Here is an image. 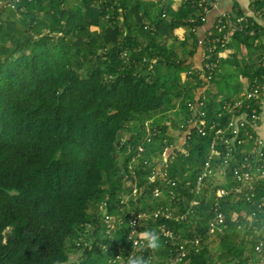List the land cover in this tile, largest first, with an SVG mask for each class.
I'll return each instance as SVG.
<instances>
[{
	"label": "trees",
	"instance_id": "obj_1",
	"mask_svg": "<svg viewBox=\"0 0 264 264\" xmlns=\"http://www.w3.org/2000/svg\"><path fill=\"white\" fill-rule=\"evenodd\" d=\"M4 1L15 7L0 6V264H121L117 255L147 261L153 253L165 264L170 249L199 235L203 246L188 243L185 264L252 260L253 230L238 227L252 220L264 184L254 198L221 199L228 229L210 236L216 190L230 183L214 176L199 195L191 188L209 159L210 126L226 128L227 105L255 78L264 82V24L256 20L264 0H253L244 29L213 49L209 82L191 62L205 23L198 0ZM194 90L205 135L188 128ZM177 129L186 133L179 147ZM159 207L189 215L146 221L159 247L136 250L131 214ZM257 215L263 224L264 211Z\"/></svg>",
	"mask_w": 264,
	"mask_h": 264
},
{
	"label": "built area",
	"instance_id": "obj_2",
	"mask_svg": "<svg viewBox=\"0 0 264 264\" xmlns=\"http://www.w3.org/2000/svg\"><path fill=\"white\" fill-rule=\"evenodd\" d=\"M110 0H92L93 5L106 4ZM121 0H116L115 3H120ZM6 3L7 6L15 7V4L10 3L9 1L0 0V6ZM199 6L203 8L204 16L202 20L206 22L208 12L217 6L216 0H198ZM259 16V15H258ZM105 19H110V15L107 14ZM256 20H262L264 18L256 17ZM247 14L244 16H232L229 13L221 12L218 16L214 29H211L206 32L205 36L200 39V44L205 47V51H209L208 54L204 53L205 57L208 59L204 63L201 69V76L205 79L206 82H209L213 78L214 69L218 66V61H209L211 59V52L216 47V45L221 42L231 40V35L236 32L243 30L245 27V22H247ZM264 24V23H263ZM251 34H254V30L251 31ZM224 51L220 52V56H224ZM264 61V55L261 58ZM249 87L242 92L241 98L227 105L226 110L229 113L233 114L232 120L229 122L226 128L216 126L215 124L210 126V129L213 130L212 141L210 146V155L209 159L206 161L201 174L198 175L195 186L191 188V191L195 192L196 195H199L202 190L207 186L208 179L211 183L215 180L214 176L223 178L224 182H229L230 187H218L215 194V203L213 208L214 215L210 221L207 234L218 235L223 234V232L228 229V223L226 214L222 210L221 199H224L226 196H231L233 200H239L243 196L247 198H254L257 194V184H264V82H260L258 78H255L251 83L249 82ZM203 90V89H202ZM200 93L198 92L195 99L189 102V106L193 109V118L190 120L189 130L193 127H197L199 132L202 135L206 134L205 131V121L203 119H197L199 115V102ZM251 110V113L249 112ZM249 126V128H246ZM190 132V131H189ZM245 146H248L249 151H247ZM215 165V167H214ZM232 166L233 172L231 176L228 177L226 167ZM157 172V171H156ZM161 174V173H160ZM227 175V176H224ZM236 181V183L228 181L231 178ZM207 179V180H206ZM222 181V180H221ZM190 182H188V185ZM159 189L156 190L155 195L157 196ZM137 191V188L134 189V192ZM199 198H194L190 202L191 207L197 205ZM257 204V202H254ZM257 211H264V200L258 204L257 209L252 210L251 216H249L248 222L243 225H239L238 228H249L253 230V234L249 233L246 235V239L251 241L252 237H255L253 248L251 250L252 260L247 264H264V223L258 224V215ZM173 212L164 207H159L151 212H139L132 213L130 217V224L132 226V233L130 238L134 240L135 249H139L140 245L143 244L140 241V233L148 230L146 221L151 219H158L160 216L167 219H185L189 215V211H186V214H178L173 216ZM239 217L238 213L234 212L232 219L236 220ZM264 218V217H263ZM110 226H114L113 222H109ZM143 227V228H142ZM142 228V231L139 229ZM158 228L161 230L162 234L165 236L172 237L171 230L165 228L164 225H159ZM152 232V231H151ZM160 234V233H159ZM159 234H157L159 236ZM202 236L194 237L192 240L185 239L181 241L174 252L170 249L169 258L165 264H185L186 257L191 253L187 251V244L193 245V250L197 251L203 246ZM153 250V249H152ZM248 254H245L242 259L247 257ZM161 256H157L154 253L149 256L147 262L148 264H155L156 261H160ZM115 261H120L121 264H126L127 259H123L121 255H117ZM236 259L231 264H238Z\"/></svg>",
	"mask_w": 264,
	"mask_h": 264
},
{
	"label": "crops",
	"instance_id": "obj_3",
	"mask_svg": "<svg viewBox=\"0 0 264 264\" xmlns=\"http://www.w3.org/2000/svg\"><path fill=\"white\" fill-rule=\"evenodd\" d=\"M150 1V0H149ZM156 0H151V2ZM217 6L213 7L207 14V20L204 23V25L197 31L198 36L200 39H202L206 32L214 29L216 21L218 20V16L221 12L229 13L232 16H237L238 12L241 11L243 14L251 15L253 13L252 11V2L253 0H216ZM182 0H173V6L178 7L181 4ZM264 23V22H263ZM184 29H181L177 32V35L180 37V39H184L185 34L187 31H184ZM198 48L203 49V53H201V58L199 59L198 64L194 61V57L192 59V63L194 67H201L203 64L204 59V53H205V47L200 44ZM233 50H236L233 48Z\"/></svg>",
	"mask_w": 264,
	"mask_h": 264
},
{
	"label": "clouds",
	"instance_id": "obj_4",
	"mask_svg": "<svg viewBox=\"0 0 264 264\" xmlns=\"http://www.w3.org/2000/svg\"><path fill=\"white\" fill-rule=\"evenodd\" d=\"M233 201H238V200H233ZM236 213H238V212H236ZM139 239H140V241L143 242V246L146 249H153L154 250V249L159 247V237L154 232L144 231V232L140 233ZM104 250L107 251V249H104ZM126 264H148V262L144 259L143 256L130 255L128 257Z\"/></svg>",
	"mask_w": 264,
	"mask_h": 264
},
{
	"label": "rangeland",
	"instance_id": "obj_5",
	"mask_svg": "<svg viewBox=\"0 0 264 264\" xmlns=\"http://www.w3.org/2000/svg\"><path fill=\"white\" fill-rule=\"evenodd\" d=\"M233 50V49H232ZM235 51V50H234ZM201 53H203V49L202 48H198L197 49V52H196V54H195V57H194V61L198 64V62H199V59L201 58ZM241 54H243V53H241ZM223 55H225V53L223 54ZM245 55V54H244ZM181 76H182V79L183 80H185L186 79V72H183L182 74H181ZM234 78V77H233ZM198 91L199 90H194V95H197V93H198ZM175 131V138H176V143H177V145L176 146H180L181 144H183L184 143V141H185V132H182L181 131V133H180V130H174ZM183 151H185V150H183ZM170 152V149H169V151H168V153ZM168 153H166V155H168ZM224 176H227V175H224ZM219 179H221V180H223V178L222 177H219ZM104 211H105V209H104ZM103 211V212H104ZM215 249H216V251H215V258H217V255H218V252H219V246H217L216 245V247H215ZM214 253V252H213ZM233 262V261H232Z\"/></svg>",
	"mask_w": 264,
	"mask_h": 264
}]
</instances>
